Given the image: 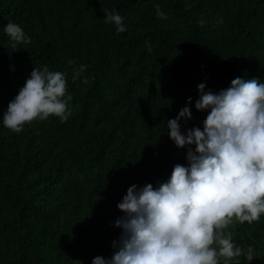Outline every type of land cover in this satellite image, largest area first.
Listing matches in <instances>:
<instances>
[{
	"label": "trees",
	"instance_id": "obj_1",
	"mask_svg": "<svg viewBox=\"0 0 264 264\" xmlns=\"http://www.w3.org/2000/svg\"><path fill=\"white\" fill-rule=\"evenodd\" d=\"M9 22L31 43L14 49ZM45 66L65 74L71 115L6 128L10 101ZM237 77L264 83V0H0V264L111 258L127 189L158 187L195 149L175 145L167 120L191 97L181 131L203 130L210 109L195 108L197 85L218 93ZM226 231L254 249L239 264H264V214Z\"/></svg>",
	"mask_w": 264,
	"mask_h": 264
},
{
	"label": "clouds",
	"instance_id": "obj_2",
	"mask_svg": "<svg viewBox=\"0 0 264 264\" xmlns=\"http://www.w3.org/2000/svg\"><path fill=\"white\" fill-rule=\"evenodd\" d=\"M106 23L126 31L123 17L105 10ZM203 26L206 22L201 20ZM5 33L15 43H31L24 30L9 22ZM149 51L151 48L149 47ZM69 63H72L71 61ZM86 71L81 65L74 79ZM87 83V80H84ZM197 85L198 111L210 109L199 127L181 131V119L192 118V98L175 118L167 120L168 135L178 148H188V166L176 164L170 178L158 187L131 185L117 204L124 215L115 221L122 229L111 258L96 256L92 264H218L255 257L251 245L236 246L234 221L252 224L264 214V83L256 78L233 79L213 93ZM65 74L34 68L3 115V125L19 133L25 123L54 115L62 122L71 112Z\"/></svg>",
	"mask_w": 264,
	"mask_h": 264
}]
</instances>
